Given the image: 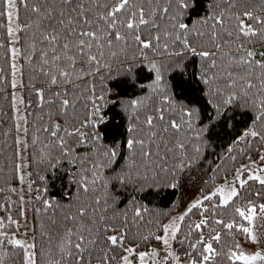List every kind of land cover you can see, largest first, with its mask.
Instances as JSON below:
<instances>
[{"label":"snow or ice","instance_id":"1","mask_svg":"<svg viewBox=\"0 0 264 264\" xmlns=\"http://www.w3.org/2000/svg\"><path fill=\"white\" fill-rule=\"evenodd\" d=\"M0 264H264V0H0Z\"/></svg>","mask_w":264,"mask_h":264},{"label":"trees","instance_id":"2","mask_svg":"<svg viewBox=\"0 0 264 264\" xmlns=\"http://www.w3.org/2000/svg\"><path fill=\"white\" fill-rule=\"evenodd\" d=\"M172 198V194L169 193L162 201H160L161 205H167Z\"/></svg>","mask_w":264,"mask_h":264}]
</instances>
